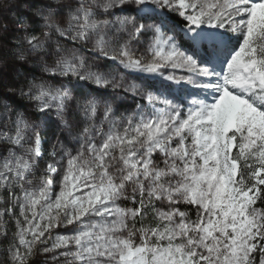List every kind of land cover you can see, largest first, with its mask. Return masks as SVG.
Listing matches in <instances>:
<instances>
[{"label": "snow or ice", "instance_id": "1", "mask_svg": "<svg viewBox=\"0 0 264 264\" xmlns=\"http://www.w3.org/2000/svg\"><path fill=\"white\" fill-rule=\"evenodd\" d=\"M26 7L6 55L55 81L20 95L56 133L4 106L2 264H264V0Z\"/></svg>", "mask_w": 264, "mask_h": 264}, {"label": "trees", "instance_id": "2", "mask_svg": "<svg viewBox=\"0 0 264 264\" xmlns=\"http://www.w3.org/2000/svg\"><path fill=\"white\" fill-rule=\"evenodd\" d=\"M39 2L40 0H0V62H2L7 68L14 67L15 64H17L18 69H21L22 72L27 74L28 78L30 77V81L36 77L40 78L42 75L43 71L40 67V64L38 65L39 58H33V60L29 62L28 60L20 61L14 57L6 55L7 50L12 47L11 44L6 43V40L15 35H23L22 32L18 33L16 30L18 22L22 21L25 17H27L33 24V27L28 31L32 34L40 36L41 30L38 27L39 21L31 16L26 7L27 5H34ZM5 4L10 5L7 10H5L3 7ZM4 25H7V33L2 31ZM30 81H25L23 88L24 91L28 90ZM16 88L17 84L14 80L10 79L8 80V83H4L2 80H0V117L4 116V106L8 105L13 110L25 112L26 114L28 113L32 120H38L41 124V127L45 129L43 135L45 137L55 139V131H53V123H51V120H46L44 116L40 115L39 113H35L32 108V103L25 97L21 98L17 91H15ZM44 148H49V144L47 142L44 144ZM41 163L43 164V162ZM7 246L8 242L3 238H0V264L6 260V254L4 250L7 248Z\"/></svg>", "mask_w": 264, "mask_h": 264}, {"label": "rangeland", "instance_id": "3", "mask_svg": "<svg viewBox=\"0 0 264 264\" xmlns=\"http://www.w3.org/2000/svg\"><path fill=\"white\" fill-rule=\"evenodd\" d=\"M24 47H27V45H24ZM84 54L87 55V52H85ZM33 58L38 59V56L30 55V56H28V58L26 60H28L30 62L33 60ZM98 63L101 65V68H100L101 71H111L112 68L115 67V65H113L111 61L101 60ZM39 64H40V62H38V65ZM105 64L110 65L111 67H107V68L103 67V65H105ZM40 67H41V65H40ZM41 69H42V67H41ZM117 71L120 73H124L123 69H117ZM124 74L130 82H137L138 83V81H132L131 77L127 76V73H124ZM27 76L28 75L25 74L24 72H22L21 69H18L17 64H15L14 67L7 68L4 66V64L2 62H0V80H2L4 83H8V80H10V79L14 80L17 84V88L15 89V91H17L18 95H20V90L24 88L25 81L26 80L30 81V77L28 78ZM41 77H43L45 80H49L48 75L44 72H42ZM36 78H38V77H36ZM49 83H55V81L49 80ZM25 85H27V84H25ZM56 86H59V85L56 84ZM8 87H9V85H8ZM82 92L84 94H90V95H102L104 98H109L112 95H117V94L112 93L110 89H104V88L98 89L95 85L90 84V83L83 87ZM80 94H81L80 91L74 92V95H80ZM20 97L22 98L23 96L20 95ZM118 99L121 101L122 108L135 107V101L133 98V94H131V93H124L121 90L118 94ZM27 115L29 116L28 113H27ZM49 120H51V119H49ZM51 123H52V120H51ZM52 127H53V131H55L54 132V134H55L56 133L55 125L53 124ZM44 261H45V256L36 255L32 258V260L30 261V264H44Z\"/></svg>", "mask_w": 264, "mask_h": 264}]
</instances>
